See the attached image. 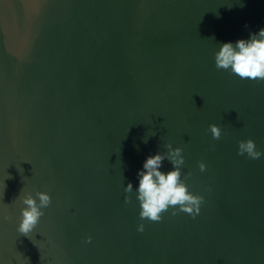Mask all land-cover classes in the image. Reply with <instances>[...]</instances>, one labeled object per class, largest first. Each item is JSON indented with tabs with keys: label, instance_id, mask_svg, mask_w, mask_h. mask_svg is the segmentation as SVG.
<instances>
[{
	"label": "water",
	"instance_id": "water-1",
	"mask_svg": "<svg viewBox=\"0 0 264 264\" xmlns=\"http://www.w3.org/2000/svg\"><path fill=\"white\" fill-rule=\"evenodd\" d=\"M260 28L264 0H0V262L264 264V156L238 155L264 152V81L214 62ZM168 143L201 211L141 221L125 184Z\"/></svg>",
	"mask_w": 264,
	"mask_h": 264
},
{
	"label": "clouds",
	"instance_id": "clouds-1",
	"mask_svg": "<svg viewBox=\"0 0 264 264\" xmlns=\"http://www.w3.org/2000/svg\"><path fill=\"white\" fill-rule=\"evenodd\" d=\"M214 62L218 70L228 71L241 79L264 81V28L250 32L246 39L219 43L214 53ZM208 130L213 139H220L221 128L217 124H210ZM147 140L146 136L144 143H147ZM165 147L166 151L158 150L145 158L142 167L137 170L135 186L129 181L124 187L125 203H130L133 196L135 197L139 203L141 221L147 219L159 222L163 219V213L169 211L172 215L184 212L195 218L204 202L202 195L195 194L189 188L187 179L191 173L184 174L182 171L185 163L183 149L173 147L171 143ZM245 154L252 159L264 156V152L257 150L252 139L238 141V155ZM165 161L171 165L168 170H164ZM199 169L204 172L206 164L200 162ZM5 187L3 181V190ZM0 195L3 196V193ZM21 201L24 206L20 209L17 232L29 236L44 215L43 210L50 205L51 196L43 191H37L35 196L28 192L21 197ZM137 231H144L143 223L137 226ZM91 239L90 236L87 237L86 243H90Z\"/></svg>",
	"mask_w": 264,
	"mask_h": 264
}]
</instances>
